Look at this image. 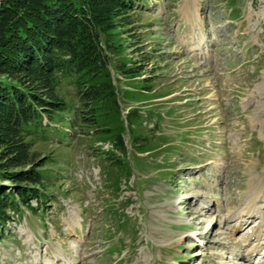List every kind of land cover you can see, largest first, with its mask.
Instances as JSON below:
<instances>
[{
  "label": "rangeland",
  "instance_id": "1",
  "mask_svg": "<svg viewBox=\"0 0 264 264\" xmlns=\"http://www.w3.org/2000/svg\"><path fill=\"white\" fill-rule=\"evenodd\" d=\"M142 7L131 14L126 49L142 73H114L130 125L126 154L107 134L87 131L71 108L54 113L33 146L52 156L47 201L32 200L36 211L22 207L7 224L0 264H237L243 238L261 225L249 215L264 210V188L251 214L226 217L245 207L264 173V0ZM60 92L77 104L69 82ZM243 219L249 228L232 231Z\"/></svg>",
  "mask_w": 264,
  "mask_h": 264
},
{
  "label": "trees",
  "instance_id": "2",
  "mask_svg": "<svg viewBox=\"0 0 264 264\" xmlns=\"http://www.w3.org/2000/svg\"><path fill=\"white\" fill-rule=\"evenodd\" d=\"M144 1L0 0V74L14 82L8 87L0 81V235L22 207L36 211L32 200L37 206L47 201L52 156L33 146L48 136L54 113L71 108L87 131L107 134L126 154L130 125H123L114 73L125 80L142 73L126 49L134 36L131 14L144 10ZM66 82L77 104L60 92ZM112 152L110 165L119 168L121 159Z\"/></svg>",
  "mask_w": 264,
  "mask_h": 264
},
{
  "label": "bare ground",
  "instance_id": "3",
  "mask_svg": "<svg viewBox=\"0 0 264 264\" xmlns=\"http://www.w3.org/2000/svg\"><path fill=\"white\" fill-rule=\"evenodd\" d=\"M262 188H264V173L260 179L259 188L255 191H253V193L251 194V198L248 200L245 207L241 208L239 211L237 210L238 212L234 211L233 214L228 215L226 217V219H228V221H230L229 219H231V221L236 223V221L239 220L242 215L251 214V211H250L251 206L254 204V200L256 199V197L259 196L260 190ZM254 215H256V218L260 219L261 225L255 229L251 228L248 231V233L246 234V236L243 238V243H244L243 244V252L235 253L237 260H234V261H236L237 264H244L240 261V260L244 259V257L247 258V262L249 264H258V263H256V260H254V255L260 254V250H262L264 248V236H263V238H260V228L261 227H263V232H264V210L257 211V210L253 209L252 214L249 216L255 217ZM245 220L244 219L242 220V221H244V223H243L244 225L239 224V227L243 226L242 228H239L237 230H234V229L232 230V228L235 226V223H234L233 226L231 227V230L232 231H238V230L246 229V227L249 228L250 220L249 221L248 220L245 221ZM234 244H235V242H234ZM245 246H247V247H245ZM263 256H264V254H263ZM232 263H233V261H231V264Z\"/></svg>",
  "mask_w": 264,
  "mask_h": 264
}]
</instances>
